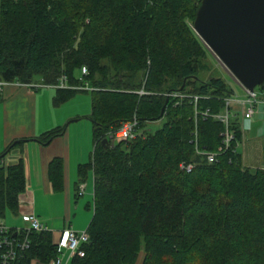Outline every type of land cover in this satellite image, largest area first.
<instances>
[{"label": "trees", "instance_id": "obj_1", "mask_svg": "<svg viewBox=\"0 0 264 264\" xmlns=\"http://www.w3.org/2000/svg\"><path fill=\"white\" fill-rule=\"evenodd\" d=\"M200 3L0 0V81L55 84L65 75L70 84L96 88L93 152L78 166L79 182L93 172L94 214L84 256L69 255L67 264H137L142 252L140 264H264V168L244 164L240 116L231 117L234 139L216 162L195 151V130L209 151L223 145L225 131L196 110L223 113L234 95L212 72L210 49L194 30ZM80 92L88 91L56 88L53 105ZM175 92L185 96L165 95ZM134 118L144 135L103 145L110 130ZM161 119V128L146 130ZM65 128L36 138L49 144ZM28 140L10 143L0 160ZM182 162L195 167L186 172ZM63 165L57 157L48 166L55 191L63 189ZM25 189L23 159L0 166V219L18 213ZM62 233L30 232V247L15 264H51L62 253L64 263Z\"/></svg>", "mask_w": 264, "mask_h": 264}, {"label": "crops", "instance_id": "obj_2", "mask_svg": "<svg viewBox=\"0 0 264 264\" xmlns=\"http://www.w3.org/2000/svg\"><path fill=\"white\" fill-rule=\"evenodd\" d=\"M55 93L53 87L31 89L15 83L0 88V154L13 141L29 139L22 147L11 149L2 159L5 166L16 164L20 159L25 164L26 189L19 196V211L15 215L22 218L34 213L54 232L65 228L82 231L88 228L94 214V175L92 171L88 172L85 191L79 195L78 166L91 159L93 124L91 129L88 124L74 122L89 118L92 99L90 109L84 100L75 98L76 95L62 105L54 106ZM235 93L243 94L232 96L234 116H240L243 129V141L238 150L243 146V153L240 152L244 163L246 159L256 168H264V102L256 106L251 118H245L242 110L246 91L235 90ZM59 126L66 127L64 134L49 144L37 140L36 137ZM57 157L64 162L61 191L53 189L48 175L49 163ZM69 255L65 250V264Z\"/></svg>", "mask_w": 264, "mask_h": 264}, {"label": "built area", "instance_id": "obj_3", "mask_svg": "<svg viewBox=\"0 0 264 264\" xmlns=\"http://www.w3.org/2000/svg\"><path fill=\"white\" fill-rule=\"evenodd\" d=\"M82 73L87 74V68H82ZM19 84L27 86L31 89H39L42 87H53V88H70L77 91H93L96 88L89 85L88 82H83L80 85H73L68 82V79L65 75H62L59 81L55 84H45L41 81H32L30 83L22 84L20 82H6L0 81V88L5 84ZM241 85V84H240ZM242 86V85H241ZM246 91V99L243 102V116L245 118H251L255 112L256 106L264 102L263 93L256 90H249L242 86ZM166 96H174L183 98L185 95L175 92V93H166ZM198 97H195V101L197 102ZM232 98H228L226 100V109L223 113L220 114H211L209 109L205 111H197L196 114H201L205 118L214 117L225 125V131L222 133L223 142L222 146L217 151H209L206 149H202L198 140V132L195 130L194 144L195 151L198 155L206 156V159L209 163L216 162L219 156L227 151L231 145L232 140L234 139V135L230 130V120L233 117L232 114ZM144 135V130L139 128L138 119L134 118L132 120L123 121L120 126L116 130H110L106 134V139L109 144L115 145L119 143L129 142L136 137ZM3 165V161L0 160V166ZM195 167L193 162H182L181 168L186 172H191ZM86 183L80 182L78 184V194L82 195L85 191ZM23 222L26 223L25 226H10L3 219H0V264H15L20 258H22L27 250L30 247L31 241L29 239V234L32 231H44L48 230V227L41 222V220L34 214L28 213L22 216ZM89 233L87 230L76 231L71 228L63 229L62 237L59 241V248L63 250H68L70 252V256L79 254L80 256H84V251L80 248L83 243H87L89 241ZM51 264H63V256H58Z\"/></svg>", "mask_w": 264, "mask_h": 264}, {"label": "water", "instance_id": "obj_4", "mask_svg": "<svg viewBox=\"0 0 264 264\" xmlns=\"http://www.w3.org/2000/svg\"><path fill=\"white\" fill-rule=\"evenodd\" d=\"M194 30L239 84H264V0H201Z\"/></svg>", "mask_w": 264, "mask_h": 264}, {"label": "rangeland", "instance_id": "obj_5", "mask_svg": "<svg viewBox=\"0 0 264 264\" xmlns=\"http://www.w3.org/2000/svg\"><path fill=\"white\" fill-rule=\"evenodd\" d=\"M211 52V55H210V62H211V68H212V72H216V76H220L222 77L233 89L235 90H239L240 93H243L244 90L242 89L243 87H241L237 81L234 79V77L232 76V74L230 73V71L224 66V64L216 57V55L210 50ZM235 90H234V96L236 95H239V93H235ZM243 90V92H242ZM256 90L260 92V87L257 86L256 87ZM239 96H243V94H240ZM75 98H78L80 101L81 99L84 100L88 105V108L90 109V106H91V93L90 92H80L78 94H76ZM74 98V99H75ZM85 99H88V100H85ZM83 103V102H80V104ZM232 111V114L234 116V109L232 108L231 109ZM90 112V111H88ZM165 122V119H161V120H157V121H150L147 123L146 125V129L148 128L151 132H154L156 131L157 129L161 128L162 125L164 124ZM74 123H80L79 125H84V124H88L91 126V129H92V121L90 118H84L82 121H78V122H74ZM147 129V130H148ZM91 151L93 149V144H92V140H91ZM240 151L243 153V146H241L240 148ZM249 161V159H248ZM250 162V161H249ZM246 161L245 159V165L246 166H249L250 168L252 169H255L256 166H253L251 163H249ZM8 225L10 226H25L26 223L22 221V218L21 216H17L11 212H7L5 218L3 219ZM63 256V253L61 254V257ZM143 256H144V253L142 252L140 254V257H139V260L137 262V264H140L142 259H143Z\"/></svg>", "mask_w": 264, "mask_h": 264}, {"label": "bare ground", "instance_id": "obj_6", "mask_svg": "<svg viewBox=\"0 0 264 264\" xmlns=\"http://www.w3.org/2000/svg\"><path fill=\"white\" fill-rule=\"evenodd\" d=\"M88 92H91V91H88ZM106 139V138H105ZM109 144V143H108Z\"/></svg>", "mask_w": 264, "mask_h": 264}]
</instances>
